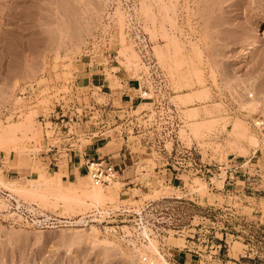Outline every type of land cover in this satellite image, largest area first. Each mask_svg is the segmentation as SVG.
<instances>
[{"label":"rangeland","instance_id":"rangeland-1","mask_svg":"<svg viewBox=\"0 0 264 264\" xmlns=\"http://www.w3.org/2000/svg\"><path fill=\"white\" fill-rule=\"evenodd\" d=\"M263 13L264 0H0V45L12 40L0 47V180L16 187L0 183V264H131L159 249L178 264H264V218L238 181L264 166L250 125L264 103ZM102 125L131 148L120 169L100 157L116 170L96 184L108 198L82 193L90 161L61 178L62 195L40 183L49 156ZM108 208L127 212L89 216ZM178 249L197 262L176 261Z\"/></svg>","mask_w":264,"mask_h":264},{"label":"crops","instance_id":"crops-1","mask_svg":"<svg viewBox=\"0 0 264 264\" xmlns=\"http://www.w3.org/2000/svg\"><path fill=\"white\" fill-rule=\"evenodd\" d=\"M104 125L102 127H99L95 132L96 136L89 137L86 139L87 141L85 143H79L76 141L75 143H72L69 147L64 148V155L61 157V155L52 154L49 156V160L47 162V170L49 171L50 168L53 169V172H56L59 170L61 173V178H66L67 180H75L78 177L82 176V171L86 167V163L96 159L103 157L105 159H108L112 161L118 169L122 168V165L125 164V162L128 160V157L131 155V148L126 147L127 145H119L116 146L114 142H110V139L108 140L106 133L103 132ZM79 138H76L78 140ZM136 156V155H135ZM127 157V158H125ZM3 160H6V163L8 165L9 169L16 168V165L11 163L10 157H4ZM246 164V165H245ZM248 161L245 160L244 162L240 163L241 166H247ZM61 170V171H60ZM260 173H254V175L245 176L244 178H239L238 181L243 182L244 185L248 184L246 188H250L247 193H244L246 199H252L256 202V205L252 206H245L249 208L250 214H254L257 219L260 220V222H263L264 218V205L260 206V203L264 202V166L263 170L260 169ZM154 172H157L156 169H154ZM257 172V171H256ZM144 175H147L148 173L143 172ZM261 176L259 178L257 175ZM149 177L150 173L148 174ZM178 175H175L172 173L170 176L169 182L172 183L174 178H177ZM136 178H141L140 176H136ZM235 177L233 174L229 175L228 182H235L233 180ZM145 179H147L145 177ZM169 179V178H168ZM130 183H133L134 186L138 183V181H133V179L126 178L124 180V184L128 185ZM128 188H131V186L128 185ZM253 188V189H252ZM250 202V201H249ZM175 260L180 263H190V262H197V259L195 258L196 255L193 253H188L182 249H178L176 254H174Z\"/></svg>","mask_w":264,"mask_h":264},{"label":"built area","instance_id":"built-area-1","mask_svg":"<svg viewBox=\"0 0 264 264\" xmlns=\"http://www.w3.org/2000/svg\"><path fill=\"white\" fill-rule=\"evenodd\" d=\"M147 91H143V95L145 96ZM250 125L263 137L264 139V103H262L256 113L250 118ZM87 169L91 178L93 179L95 184H104L108 183L111 179H113L116 175V170L114 165L103 158H97L91 160L88 165ZM117 212V215H126L127 212L124 208L119 209H94L93 213H90L89 216H100L102 219L100 221L105 220L106 213H113ZM116 218H114L115 220ZM145 225L142 226V228ZM144 235V233L142 232ZM148 234L144 235L148 242ZM144 243L141 241V244ZM167 249H159L157 253H150L146 250L139 252L135 258L133 259L131 264H178L174 260L170 259L167 253L165 252Z\"/></svg>","mask_w":264,"mask_h":264},{"label":"bare ground","instance_id":"bare-ground-1","mask_svg":"<svg viewBox=\"0 0 264 264\" xmlns=\"http://www.w3.org/2000/svg\"><path fill=\"white\" fill-rule=\"evenodd\" d=\"M17 1V0H16ZM8 11H10V10H8ZM6 14V13H5ZM13 11H11V12H8L7 13V19H6V21H7V23H8V21H10L9 23H11V20H12V18H14L13 16ZM5 16V17H6ZM120 17V19L119 20H121L122 21V19H121V15H119ZM14 20V19H13ZM13 20H12V22H13ZM14 23V22H13ZM19 24V23H18ZM17 24V25H18ZM260 27H261V29H263V31H264V13L262 14V16H261V19H260ZM16 25V26H17ZM18 27H20V25L18 26ZM5 29V28H4ZM9 29V28H8ZM7 28H6V31L8 30ZM13 29H14V27H13ZM12 30V29H11ZM15 30V29H14ZM9 31V33H10V29L8 30ZM16 31V30H15ZM12 32H13V30H12ZM3 34H4V32H2ZM9 33H8V35H6V36H2V37H4V38H6L7 39V37L9 36ZM2 35V34H1ZM0 38H1V36H0ZM4 38H2V40H4ZM9 38V40H8V42H7V44L8 43H10V42H12V40L10 39V37H8ZM11 40V41H10ZM10 41V42H9ZM6 42H4L3 44L5 45V43ZM1 44H2V42H1ZM2 44V45H3ZM2 45H0V47H3ZM6 47H7V45H6ZM2 49V48H1ZM258 100H256V99H254V100H252V101H250V105L249 104H247L248 106H251L250 107V109H253L254 110V108H256V106H258ZM249 103V102H248ZM257 104V105H256ZM248 109H249V107H248ZM249 109V110H250ZM253 110H251V111H253ZM237 122V121H236ZM235 122V124H234V126L236 127V128H238V127H241V124L240 123H238V125H237V123ZM240 125V126H239ZM238 126V127H237ZM1 134H3V132H1L0 133V136H1ZM250 138H252V139H254L255 140V136H250ZM61 171V170H60ZM39 178H40V183L41 184H44V185H47V184H50V183H54L57 187H58V192H60V194L62 195V194H64V190L65 189H68V188H65V189H63V187L64 186H62V184H61V173L59 172V170L58 171H56V172H54L53 174H47V173H41L40 172V174H39ZM0 183H2L4 186H6L7 188H9V189H16V187L15 186H13L12 185V183H13V181H8V182H5V181H3V180H0ZM30 183H32V182H30ZM71 183V182H70ZM74 183V182H73ZM203 187H204V184H203ZM33 191H35V186H31L30 188L29 187H27V188H25V192H27V193H32ZM83 193V195L85 196V197H87L88 199H90V200H93V202H95V203H99V202H102V201H104L106 198H108V194H107V191H105V190H103V188L100 186V185H92L91 186V188L90 189H88V190H84V192H82ZM65 196V195H64ZM76 196V195H75ZM79 195H77L76 196V198H74V196H73V198L77 201V203H81V204H84L86 201L85 200H83V199H78L77 197H78ZM82 196V195H81ZM83 196V197H84ZM84 197V198H85ZM65 198H68L67 196H65ZM72 198V197H71ZM81 198V197H80ZM87 198H85V199H87ZM69 199V198H68ZM2 200V199H1ZM72 201H73V199H71ZM73 201V202H75L76 203V201ZM2 204H6L5 203V201L4 200H2V202H1ZM76 203V204H77ZM88 204H90V202H88ZM78 205V204H77ZM81 206V205H80ZM84 206V205H83ZM85 206H86V203H85ZM89 229L91 230V231H96V229L94 228V226L93 225H90V227H89ZM90 231V232H91ZM142 232L144 233V234H148V232H147V227L146 226H144L143 228H142ZM148 244H146V243H142V245L143 246H145L146 248H149V250H150V248L151 249H153V251L156 249V245L154 244V242H152V240H151V237L150 236H148ZM95 240V239H94ZM100 242H102V241H100ZM104 249H108V248H110V247H112V244H111V242H108V241H104L103 240V242H102V244H100ZM114 245V244H113ZM140 251V250H139Z\"/></svg>","mask_w":264,"mask_h":264}]
</instances>
